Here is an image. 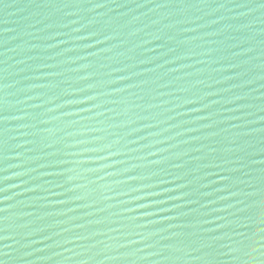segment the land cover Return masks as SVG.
<instances>
[{
    "label": "water",
    "instance_id": "water-1",
    "mask_svg": "<svg viewBox=\"0 0 264 264\" xmlns=\"http://www.w3.org/2000/svg\"><path fill=\"white\" fill-rule=\"evenodd\" d=\"M262 4L0 0V264H261Z\"/></svg>",
    "mask_w": 264,
    "mask_h": 264
},
{
    "label": "snow or ice",
    "instance_id": "snow-or-ice-1",
    "mask_svg": "<svg viewBox=\"0 0 264 264\" xmlns=\"http://www.w3.org/2000/svg\"><path fill=\"white\" fill-rule=\"evenodd\" d=\"M96 7H103V5H96ZM261 7H264V4H262ZM256 163H264V161H256ZM259 182H260V186L256 191L246 193L247 197H256V199H254L252 203L246 205V207L241 209V211H247L248 209H254L255 210L254 214L249 218L250 221L252 223L264 224V170H261L260 172ZM245 227H247V225H245ZM255 232L264 233V227L254 229L253 232L249 234L247 244H244L243 242H241L240 246L230 249L231 252L239 254L237 257L238 259L250 260L253 258L250 255V253L256 252L257 249L254 247H251V244L253 243V241L251 240L250 236L254 235ZM240 235L244 236L245 234L240 233ZM261 239H264V236H262ZM261 247L264 248V245H261ZM260 255L264 256V252H261ZM261 264H264V261H261Z\"/></svg>",
    "mask_w": 264,
    "mask_h": 264
}]
</instances>
